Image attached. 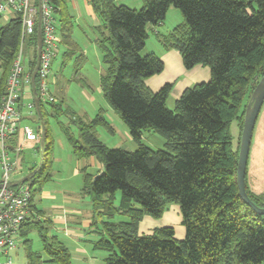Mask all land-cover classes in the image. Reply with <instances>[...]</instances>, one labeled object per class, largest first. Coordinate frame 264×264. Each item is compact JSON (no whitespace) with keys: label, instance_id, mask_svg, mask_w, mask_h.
I'll use <instances>...</instances> for the list:
<instances>
[{"label":"trees","instance_id":"16d2710c","mask_svg":"<svg viewBox=\"0 0 264 264\" xmlns=\"http://www.w3.org/2000/svg\"><path fill=\"white\" fill-rule=\"evenodd\" d=\"M53 1L59 7L63 40L71 43L67 0ZM92 5L103 21L98 42L108 67L102 75V89L139 143L135 150L104 143L97 128L115 131L104 109L90 120L74 115L77 136L66 130L76 155L87 159L96 156L103 164L97 175L88 173V166L84 168V192L91 195L95 213L112 217L121 211L128 217L103 222L96 246L108 251L107 264L263 263L264 214L256 212L240 195V142L234 150L229 128L234 118L243 128L244 101L250 99L264 74V0H143L140 8L118 0H92ZM171 6L181 10L184 21L168 34L159 33L161 42L168 49L180 51L186 68L198 64L211 68L210 80L187 88L173 108L168 105L172 83L154 91L146 82L163 71V59L155 52L144 51L149 25L162 24ZM20 34L18 13L0 25V97L6 90ZM29 49L35 52L32 72L37 31L30 37ZM146 130L162 134L165 147L153 149L142 143ZM51 145L46 126L44 163L33 177L40 183L33 198L50 177ZM246 188L250 198L264 207V192H253L247 176ZM118 190L122 196L116 206ZM172 203L181 209L186 227L183 239L176 237L170 225L140 233V223L146 216L161 218ZM43 219L38 215L24 226V242H29L27 234L36 227L48 261L74 264L67 244L57 234H50L52 220ZM28 256L31 264L45 262L34 251Z\"/></svg>","mask_w":264,"mask_h":264},{"label":"rangeland","instance_id":"374dc122","mask_svg":"<svg viewBox=\"0 0 264 264\" xmlns=\"http://www.w3.org/2000/svg\"><path fill=\"white\" fill-rule=\"evenodd\" d=\"M67 8L71 11L72 3L70 1H68ZM171 9H175L174 11L176 12L175 15L173 12L169 13L167 24L170 25V23H174L176 25L183 22L184 16L181 10L175 6H172ZM58 15H60V13ZM97 16L99 19L98 23L103 24L101 17L98 14ZM4 22H7L6 19H3V23ZM98 23L93 21L91 17L86 16L82 28L76 24L74 31L72 29V42H63L60 47L57 62L55 65L53 63V69L61 73L64 77V97L60 102L55 103L53 101H47V103H43L45 116L47 118L46 126L49 128L52 139V145L49 151V157L52 162L49 167L50 177L42 184L40 193L50 191L51 196H42L43 198L41 197L38 208L47 209L46 214L50 217L52 214V206L61 200L63 194H61L59 198H53L52 196H54V194L56 195L58 189L62 188L66 190L72 198L77 200L69 206L80 208L84 214L89 213L92 222L95 218L97 221V223L86 227L81 224L84 218L76 219L77 221L72 219L70 224L62 227L63 230L56 231V233L54 229L51 228L50 234H58L59 238L69 247L74 264H107L106 257L108 251L96 246V242L101 238L103 233V222L105 220L121 221L128 218L121 211L116 212L112 217L106 215L100 217L95 213L91 195L84 192L86 181V172H84V168L88 166V173L94 175H97L99 169L97 166L91 165L88 159L83 158L79 160L77 158L73 145L68 135L65 133L64 125H61V122H64L66 125L65 127L70 126V131L73 132L74 136H77L78 128L77 125L73 123L74 115L77 114L82 118L85 117L87 120L93 119L96 115L94 107L99 109L101 106L108 105L107 103H109L102 91L101 84L102 75L107 70L108 66L104 60V52L99 43L94 41V39L101 38L102 36L101 31H98ZM1 74L2 72L0 70V76ZM250 99L249 97L246 98L244 104L246 103L248 105ZM24 100V103H28L31 99L29 98V100H27L24 98ZM172 104L173 103L170 102L169 106L171 108L174 107ZM29 109V107L24 106V114L26 115L24 122L36 128L39 134V116L37 112L34 117L29 116ZM111 124L115 126L116 131L112 132L104 126H99L97 128L100 139L109 147H122L135 150L139 146V143L130 135L127 124L119 116L115 115V120L111 122ZM229 130L232 148L237 150L242 135L241 123L238 118H234L231 121ZM39 135L41 146V131ZM253 139L254 138H252L251 141L250 160L252 162H257L259 160L262 166L260 158L263 155L264 147H260V150L256 149L255 151L254 146L256 143ZM142 143L153 149H160L165 147L166 138L159 132L146 130L144 132V138H142ZM26 157L27 159H25L24 162L21 160L19 172L15 176L18 180L27 175L29 173V168L33 167L35 164L38 165L40 161V154L37 152L35 153L33 148L26 149ZM77 168H79V171H77ZM262 181V185L264 186V178H262ZM25 183L33 191L40 184L39 182H34V178L29 179ZM261 190H264V187H262ZM121 196L122 193L118 190L114 199L116 206H119ZM47 216L42 217L44 218L42 221H46ZM165 218L166 217H164V219ZM173 224H166L164 226H176V237L183 239L186 235V228L185 233L183 235L180 234L182 232L180 227L183 226V223L181 225L179 223ZM68 227L77 230L82 233V235H70L71 233L69 232L67 234ZM27 238L29 239L28 243L24 242L25 238L20 242L14 255V264H31L28 256L30 251L41 254L42 260L45 261L44 264H58L48 261L49 257L40 234V229L36 227L31 228L27 234ZM261 264H264V262Z\"/></svg>","mask_w":264,"mask_h":264},{"label":"built area","instance_id":"2783aa9c","mask_svg":"<svg viewBox=\"0 0 264 264\" xmlns=\"http://www.w3.org/2000/svg\"><path fill=\"white\" fill-rule=\"evenodd\" d=\"M40 0H0V25L14 14L21 15V34L16 57L10 70L5 93L0 97V264H14V252L23 240L24 226L38 215L33 209V190L16 179L24 144L15 142L23 117L22 105L35 111L34 101L24 103L25 94L33 96L30 65L34 51L29 49L37 31ZM43 46L37 71V90L41 102L50 101L53 63L60 51L59 7L53 0H41ZM37 56V53H36ZM34 99V97H33ZM24 139L37 140L30 125L23 127Z\"/></svg>","mask_w":264,"mask_h":264},{"label":"crops","instance_id":"0c3cea01","mask_svg":"<svg viewBox=\"0 0 264 264\" xmlns=\"http://www.w3.org/2000/svg\"><path fill=\"white\" fill-rule=\"evenodd\" d=\"M68 1L72 3L71 11L68 10L69 18L71 21L70 24L72 27L71 32H72V29L74 31V27L76 24H78L82 28V24L86 20V16L91 17L93 21H96V23H98L99 19L92 5V0H67V4H68ZM118 1L120 3L127 4L135 8H140L143 5V0H118ZM171 8L172 6L168 10L167 17L170 12H173L175 15V12H176L174 11L175 9H171ZM59 13L60 12L58 11V14ZM57 17H58V22H59L58 31L60 34V47H61L64 42L63 40L64 35L61 30L60 15H57ZM167 17H166V20L160 25H152V24L149 25V37L147 39V43H146V47L144 51L157 53L164 61V69L160 73L150 76L146 80V82L148 86L154 91L159 90L166 83H172L173 89L168 98V105H170V102L173 103L172 105H175L176 100L181 96V94L187 88L193 87L198 83L206 82L210 80L211 68L210 66L205 65V64H198L194 66L193 68L188 69L184 65L183 58L179 50L174 49V48L168 49L164 46V44L161 42L159 38V33L168 34L175 26L178 25V24L175 25L174 23H170V25L167 24ZM4 19L8 21L7 17ZM101 29H102V24L98 23V31L99 30L101 31ZM71 32L69 36H70V41L72 42ZM99 39L100 38L94 39V41L97 43ZM57 58H58V55L56 59L54 60V65L57 62ZM60 74L61 73H58V71H54V69H52L50 101H53L55 103L60 102L64 97V89H65L64 84H63L64 77L62 76V74L61 75ZM24 98H26L27 100H29V98L31 99L28 103L34 101L33 96L29 94H25L23 96L22 101L25 102ZM107 104L110 107L108 105H104L101 107L99 106L100 107V108L98 107L99 109L94 107V111L97 115L100 109H104L105 111H107L106 114H107L109 121L113 122L115 120V115L119 117L120 115L114 110V108L110 105V103H107ZM24 106L27 107V105H24ZM24 106L22 105L23 117L21 121L17 123L18 131H17V134L15 135V142L17 143L18 141H22L24 144V150H23L22 158H21L23 162L25 159H27L26 157L27 148H33L35 150V153L37 152L38 154H39V148L41 149L40 138H38L37 140L24 139L23 127L25 125H28L26 122H24V119L26 118L25 117L26 115L24 114ZM29 113H30L29 116L31 117H34L36 115V111L33 112L31 111V109H29ZM61 125H64L65 133L67 129L69 131L71 130L70 126L65 127L66 125L64 124V122H61ZM112 126L115 129V126L113 124ZM34 130L37 132L36 128H34ZM254 130L255 131L253 133V138H254L253 140L256 143L254 146L255 151H256V149L260 150V147H264L263 146L264 145V103L259 113ZM143 138H144V134H143ZM76 156L79 160L83 159V158H80L78 155ZM250 156H251V152H250ZM250 156H249L248 168H247V183L253 192L263 193L264 190H261V188L264 187L262 185L263 184L262 178H264V151H263L262 157L260 158V162L262 163V166L260 165L259 160L257 162H252L250 160ZM88 161L90 162L91 165L97 166V168L99 169V172L103 169V164L99 160L98 157L92 156L88 158ZM30 169L31 168H29V172H30ZM77 171H79V168H77ZM40 191L41 189L35 192V195L33 198V209H34V212L37 213L40 218H42L44 216H47L46 214L47 209L38 208L39 201L42 196L43 197L47 195L51 196V193L50 191H45V192L40 193ZM61 194L63 195L61 196ZM59 196L62 197L61 200L58 203L54 204V206H52V209H51L52 218L51 216L50 217L47 216V218H50L52 220L53 229L55 233L56 231L63 230L62 227L70 224L72 222V219L77 221L76 219L84 218L81 224L86 227L92 224L91 218L89 217V213L84 214L80 208L69 206L70 204H73L74 201H77V200L72 198L66 190L62 188L58 189L57 194L56 195L54 194V196L52 197L59 198ZM164 217L166 218L164 219ZM173 223H176V224L179 223L180 225L182 224L181 209H180V206L176 203L170 204L168 209L165 211L164 215L161 218H154L151 216H146L140 223V232L141 233H152L156 227H161L166 224H173ZM183 226L180 227L182 231L180 233L181 235L185 233L186 227H183ZM173 227L175 228V231H176V226H173ZM68 232L71 233L70 235H73V234L82 235V233L78 232L75 229H70L69 227L67 229V234ZM15 252H14V255H15Z\"/></svg>","mask_w":264,"mask_h":264},{"label":"water","instance_id":"95a60500","mask_svg":"<svg viewBox=\"0 0 264 264\" xmlns=\"http://www.w3.org/2000/svg\"><path fill=\"white\" fill-rule=\"evenodd\" d=\"M42 6L41 0L39 2V16L37 24V58L36 64L31 74V83L33 90V97L35 108L40 119L41 126V149H40V161L38 165L31 170L27 175L20 179L22 182H26L29 179L33 178L42 168L44 163V156L46 150V122L42 110V102L38 96L37 90V71L40 64V55L43 46V34H42ZM264 103V74L257 83L255 89L252 92L251 99L248 102L244 125L242 128V135L240 141V150H239V159H238V168H237V181L239 186V192L243 200L250 205L256 212L264 214V207L258 206L249 196L246 188V176L248 161L250 156L251 141L253 138V133L255 125L261 111V108Z\"/></svg>","mask_w":264,"mask_h":264},{"label":"clouds","instance_id":"9594fccd","mask_svg":"<svg viewBox=\"0 0 264 264\" xmlns=\"http://www.w3.org/2000/svg\"><path fill=\"white\" fill-rule=\"evenodd\" d=\"M36 109V108H35ZM37 112V111H36Z\"/></svg>","mask_w":264,"mask_h":264}]
</instances>
